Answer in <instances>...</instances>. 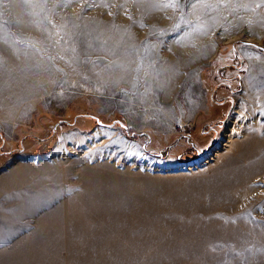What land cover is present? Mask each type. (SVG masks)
Wrapping results in <instances>:
<instances>
[{"label": "rangeland", "instance_id": "obj_1", "mask_svg": "<svg viewBox=\"0 0 264 264\" xmlns=\"http://www.w3.org/2000/svg\"><path fill=\"white\" fill-rule=\"evenodd\" d=\"M252 82L264 0H0V264H264Z\"/></svg>", "mask_w": 264, "mask_h": 264}, {"label": "bare ground", "instance_id": "obj_2", "mask_svg": "<svg viewBox=\"0 0 264 264\" xmlns=\"http://www.w3.org/2000/svg\"><path fill=\"white\" fill-rule=\"evenodd\" d=\"M198 19V18H197ZM210 24V22L208 21L204 26L201 25V27L198 29L197 32H194L196 36H203V34L205 33V30L207 29L206 26H208ZM210 27V26H209ZM188 39V38H187ZM189 41V40H188ZM200 43V42H199ZM199 43H197V45H199ZM32 54V53H31ZM34 54V53H33ZM33 57V56H32ZM44 63V62H43ZM41 64V62L39 63V65ZM33 66V65H32ZM44 66V65H43ZM31 67V66H30ZM35 67V66H34ZM38 68V66H37ZM35 71V70H34ZM37 72H39V70L37 69ZM41 78V77H40ZM45 80V79H44ZM43 83V82H42ZM37 87H40V86H37ZM263 86H261V84H256L255 82H252V83H247V91L251 93V95H253L254 97H256V95L259 96L260 93H263ZM36 88V87H35ZM38 90V89H37ZM260 103V102H258ZM261 104V103H260ZM235 114H240V110H239V107L235 108V110L233 111V115L230 116L225 125H224V129L222 131V136L220 139L217 140V142L214 144L213 147H210L206 152L203 153L202 155V159L203 160H215L217 159V157H219V155L222 153V152H227L231 149L232 145H234V141L243 136V134L245 133L243 131V126L240 124V125H237L236 124V116L234 115ZM264 121V120H263ZM258 123V121H257ZM260 123V122H259ZM258 123V124H259ZM262 127V125L260 126ZM259 127L258 129L254 130V135H259ZM262 129V128H261ZM92 136V135H90ZM93 138V136H92ZM256 138H259V136H257ZM253 139V138H252ZM86 140V139H85ZM259 140H261V138H259ZM87 141V140H86ZM257 141V140H256ZM255 141V142H256ZM90 142V141H89ZM88 141L85 142L83 145H80V144H77L76 142L74 143L75 145L73 147H71V150H73V153L74 154H78L79 152H82L83 150L85 151L90 145L91 143H89ZM252 142V141H251ZM259 143H261L260 141H258ZM246 143V142H245ZM254 143V142H253ZM252 143V144H253ZM257 143V142H256ZM264 145V144H263ZM262 145V146H263ZM247 146V145H246ZM257 147V146H256ZM256 149V148H255ZM258 149V148H257ZM260 149V148H259ZM261 150V149H260ZM83 151V152H84ZM244 151V150H243ZM250 151V150H249ZM259 151V150H258ZM256 151V152H258ZM260 152V151H259ZM263 152V151H262ZM68 153V152H67ZM241 153V152H240ZM81 154V153H80ZM264 153H262L263 155ZM71 153L66 155L65 153L61 154L59 156L58 159H56L55 162H63L65 163L66 161V158L68 159V157H70ZM79 155V154H78ZM260 155V157L262 156ZM66 156V157H65ZM73 155H71L72 157ZM76 156V155H75ZM58 157V156H57ZM70 157V158H71ZM52 158V157H51ZM201 158V157H200ZM262 159H264V157H262ZM16 161H12L9 166H7L5 169L6 170H3V171H0V174H3V173H6L7 171H9L10 169H13L16 165V171L18 176L19 177H26L27 176V172L24 171V169H28L30 167H26L24 165H21V164H40V163H46L48 162L47 161V158L45 160V157H40V159H38L37 161H34L33 159H27V160H17L15 159ZM54 161V160H53ZM65 161V162H64ZM256 162V161H255ZM190 164V163H189ZM257 164V163H256ZM253 166V165H251ZM261 166V165H260ZM193 167V166H192ZM191 167V168H192ZM259 167V166H258ZM181 168V167H180ZM255 168V167H254ZM257 168V167H256ZM262 168V167H261ZM186 169V168H185ZM178 170V169H176ZM180 170H183V169H180ZM193 170V169H192ZM20 171V172H19ZM258 172V171H257ZM257 174V173H256ZM256 176V175H255ZM258 179L260 178V180L262 181V183H264V171L261 173V175L258 174ZM254 177V176H253ZM256 179V178H255ZM256 179V180H258ZM252 180V179H250ZM253 182V181H252ZM259 182V181H258ZM250 183V182H248ZM261 183V184H262ZM253 185V184H252ZM254 185H257L254 183ZM259 186V184H258ZM1 210V209H0ZM0 227L3 228V229H7L9 227V222L7 220H5L4 216H2V214L0 213ZM2 235V234H1ZM6 236L3 234L0 238V247L1 246H4L5 245V242L7 240V238H5ZM0 255L2 256H6L7 255V249L6 248H1L0 249Z\"/></svg>", "mask_w": 264, "mask_h": 264}, {"label": "water", "instance_id": "obj_3", "mask_svg": "<svg viewBox=\"0 0 264 264\" xmlns=\"http://www.w3.org/2000/svg\"><path fill=\"white\" fill-rule=\"evenodd\" d=\"M99 122V121H98ZM99 124H101L100 122H99ZM106 126H113V124H111V125H106ZM123 126V128H125V130L127 131V126L126 125H122Z\"/></svg>", "mask_w": 264, "mask_h": 264}]
</instances>
